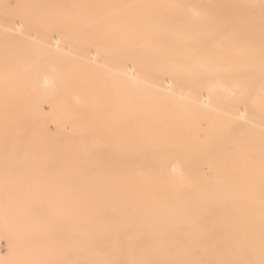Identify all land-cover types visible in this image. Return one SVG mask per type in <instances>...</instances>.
<instances>
[{"label": "rangeland", "instance_id": "374dc122", "mask_svg": "<svg viewBox=\"0 0 264 264\" xmlns=\"http://www.w3.org/2000/svg\"><path fill=\"white\" fill-rule=\"evenodd\" d=\"M208 1L0 0V103L4 110L0 117V264L28 263L27 232L21 228L30 215L40 221L44 218L48 198L74 202L110 195L108 188L98 192L79 188L86 180L124 181L127 169L145 163L142 159L127 163L125 154L134 88L127 78L139 75L132 64H126L125 51L113 47L112 38L123 40L130 34L121 21L136 20L143 31L133 32L135 36H174V44H184L179 49L184 52L195 49L182 40L201 33L209 38L204 50L209 56L217 44L235 37L240 44L264 45V0H216L220 6ZM159 3L161 8L154 7ZM225 3L237 6L238 12H261V17L227 13ZM105 6L111 19L78 20L81 7ZM166 14L174 32L147 31ZM179 64L175 59V65ZM249 75L250 71H243V76ZM208 77L206 86L173 85L149 77L146 81L161 100L180 101L192 93L200 99L199 116L196 112L190 120L191 133H198L200 140L195 144L188 134L192 140L188 149L175 144L169 167L190 175L174 179V186L191 208L205 203L201 223L222 226L231 213L243 212L248 197L257 198V209L264 211V84H251L244 87L248 93L240 94L234 92L232 78L224 77L218 86L216 78ZM155 83L158 87H152ZM206 87L215 88L214 96ZM225 96L229 100H223ZM241 225L249 232L250 223ZM76 232L74 217L72 241ZM212 241L208 237L201 244L217 252ZM213 261L210 264H218Z\"/></svg>", "mask_w": 264, "mask_h": 264}, {"label": "bare ground", "instance_id": "6f19581e", "mask_svg": "<svg viewBox=\"0 0 264 264\" xmlns=\"http://www.w3.org/2000/svg\"><path fill=\"white\" fill-rule=\"evenodd\" d=\"M211 2L220 6L216 0ZM161 6L159 3L154 7ZM222 7L227 13H243L248 19L261 17V12H238L237 6L228 3ZM111 15L106 6L81 7L78 20H106L111 19ZM169 18L167 14L162 15L147 31L174 32ZM121 22L130 34L123 40L112 38L113 47L125 51L126 64H132L134 67L131 68H136L139 75L127 78L134 88L130 91L131 121L125 136L129 145L125 154L127 163L133 159H142L145 163L127 169L124 181L110 180L105 183L102 180H86L79 188L89 192L108 188L110 195L82 197L74 202L48 198V211L44 218L40 221L30 215L24 227L22 225L21 230L27 232V252L24 254L28 263L25 264H58L57 260L60 264H210L213 260L218 264H264V243L260 242L264 241V211L257 209V198H246L241 209L243 212L231 213L230 220L219 226L215 222L201 223V215L206 212L205 203L201 208H191L176 191L179 188L174 186V179L190 177L182 169H174L173 164L170 169L169 163L174 162L175 144L188 149L192 140L195 144L200 140L198 133H191L193 126L190 124V120L196 118V112L198 114L200 99L192 93L180 101L161 100L146 81L149 77L156 82L166 80L173 85L206 86L210 82L208 76L212 75L217 80L216 85L221 86L223 78L230 77L232 87L237 88L234 92L246 94L248 92L244 87L264 84V45L240 44V38L235 37L217 44V49L209 56L204 51L209 45V38L201 33L182 40L195 49L184 52L179 51L184 44H174V36H135L133 32L143 31L138 29L136 20ZM118 50L116 56L119 55ZM175 59L180 60L179 65H175ZM242 70L250 71L249 77L243 76ZM154 86L158 87L157 83ZM208 89L214 96L215 88ZM224 98L227 100L230 97ZM141 103L149 104V107L142 108ZM3 111L0 103V117L4 116ZM184 118L188 121L180 120ZM177 131L181 133L178 135ZM174 197L179 200L174 202ZM74 217L77 232L72 241ZM242 222L250 223L249 232L241 225ZM208 237L215 241H212L213 245L217 244V252L201 244ZM18 251L22 253L21 249Z\"/></svg>", "mask_w": 264, "mask_h": 264}]
</instances>
